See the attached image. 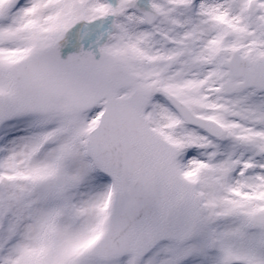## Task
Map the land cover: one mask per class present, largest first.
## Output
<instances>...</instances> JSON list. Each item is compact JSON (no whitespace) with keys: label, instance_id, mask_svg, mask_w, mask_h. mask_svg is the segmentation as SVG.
<instances>
[{"label":"snow or ice","instance_id":"1","mask_svg":"<svg viewBox=\"0 0 264 264\" xmlns=\"http://www.w3.org/2000/svg\"><path fill=\"white\" fill-rule=\"evenodd\" d=\"M0 264H264V0H0Z\"/></svg>","mask_w":264,"mask_h":264}]
</instances>
